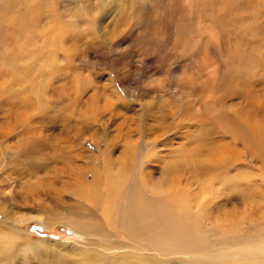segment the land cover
<instances>
[{"label":"rangeland","instance_id":"1","mask_svg":"<svg viewBox=\"0 0 264 264\" xmlns=\"http://www.w3.org/2000/svg\"><path fill=\"white\" fill-rule=\"evenodd\" d=\"M258 4L257 16L249 9ZM263 4L264 0H0V239L16 238L10 250L0 246V264H80L81 249L112 257L130 252L124 247L128 241L108 225L111 237L81 239L63 221H81L88 213L89 202L79 196L81 188L72 179L84 175L83 185L95 186L89 169L112 189L122 188L126 177L140 170L152 172L149 177L157 182L161 167L154 157L142 161L152 149L172 156L170 185L178 186L194 204V180L186 171L189 167L192 172V131L202 125L217 128L214 122L223 115L237 119L239 109L250 114L254 107L246 105L239 91L251 86L264 134ZM239 30L253 45L244 51L236 40L241 38ZM254 48L258 79L251 83L254 76H238L237 71L240 54L243 64L242 55ZM243 76L247 78L242 84L233 83ZM14 105L30 106L33 132L26 137L1 134L12 120L4 114ZM182 124L188 129L175 132ZM29 140L33 151L18 152ZM240 158L233 159L245 163L250 174L264 177V163ZM25 164L40 167L41 173L26 176L30 169ZM10 171L25 177L14 181ZM28 183L33 188L25 187ZM237 185L243 186L239 178ZM238 187H230V201L222 205L243 219L238 230L253 226V232L264 231L263 188L248 196L253 187L244 195ZM216 232L224 236L230 229L219 227ZM108 241L113 245L104 249ZM41 244V249H32ZM261 248L241 252L242 259L264 258Z\"/></svg>","mask_w":264,"mask_h":264},{"label":"bare ground","instance_id":"2","mask_svg":"<svg viewBox=\"0 0 264 264\" xmlns=\"http://www.w3.org/2000/svg\"><path fill=\"white\" fill-rule=\"evenodd\" d=\"M225 1L230 2V0ZM259 6L261 5H253L249 12L253 11V14L256 13L258 16ZM231 10L232 8L228 6V11ZM239 35L241 38H236V40L239 46H242L240 51L253 46L246 42L240 30ZM256 56L258 53L254 48L242 55L245 58L243 64L241 54L239 57L241 66L237 75L254 76L250 79L251 83L258 79L254 75ZM243 69H245L244 72ZM246 76L234 78L236 80L233 83L238 80V84H242L243 80L247 78ZM250 88L251 86H244L242 91H239V95L242 100L246 101V105H249V108L254 107L250 114L239 109L237 113L239 118L237 119L223 115L222 119H218L220 122H214L217 124V128L203 127L202 125L192 131L194 132L191 141L193 145L189 151L192 158V172L190 173L189 167H186V171L189 173L190 179L194 180V204L185 199L186 193L179 191L178 186L170 185L171 171L168 168L173 170L172 167H175L171 164L172 156L157 155L159 152L154 151L155 149H152V154L150 153L152 156L144 154L142 161L148 160V157H154V162H157L161 167V177L157 182H154L151 176L149 177V173L152 172L143 170L127 176L122 188L112 189L103 178L98 177L96 170L90 171L91 169L87 173L93 178L91 184L95 186L87 185L88 183L83 185L84 175L79 174L75 179H72L81 188L77 191L79 196L83 195L89 202V206L92 207L87 206L88 213L83 216L81 221H63L62 219L60 221L68 224L81 239L93 235L111 237L105 229V225H108L128 241L129 245L125 244L124 247L130 249V252L116 257L81 249L80 264H101L103 261L104 264H168L170 258L178 256L183 258L178 262L179 264H264V258L248 260L242 259L240 254L241 252L252 253L261 248L258 245H261V249L264 250V231L255 230L253 232V226L245 232L238 230L237 223L243 219L235 212L226 211V207L222 205L229 203L232 193L230 187H238V178L243 184V186H239L242 188L238 187L240 194L244 195V192L249 190L248 187L255 189L250 191L248 196L258 194V190L262 191V188L264 192V177L261 174L257 176L250 174V171L244 167L245 163H238L233 159L241 155V158L242 156L247 158L249 163L251 161H255L256 164L264 163V134L257 122L259 104L255 100L252 101L254 93ZM29 107L22 108L14 105L8 108V113L5 112L4 116H8L10 119L12 117V120H7L9 123L7 122L4 133L3 131L1 133L3 137L9 135L19 138V136L26 137L28 134H32L33 127L29 123V117H31ZM17 126L22 129L21 134L16 133ZM180 128L186 130L188 126L182 124L178 129L176 128L175 132L180 131ZM185 133L183 132V134ZM188 137V135L183 136L186 140ZM226 139L230 141V144L224 142ZM19 142V144L22 143L21 140ZM31 144L33 145L31 146ZM33 146L34 142L29 140L27 147L24 146L25 148L23 147L22 150L18 148V152L28 153L33 151ZM237 147L241 151H237ZM247 150L249 154L246 157L245 151ZM168 157L170 160H167ZM104 159L103 164L107 158ZM149 161L152 163V160ZM26 166L25 164L24 167ZM141 166L142 164L139 168L144 169ZM27 167L30 170L25 173L30 178H34L36 173H41L40 167ZM25 173L10 171L8 174L11 179L17 181L18 177H25ZM122 173L123 176L128 175L124 171ZM12 176L17 178H12ZM147 180L153 181L149 183ZM160 181L161 184L158 183ZM29 184H26L25 187H32ZM33 186L35 187V185ZM220 209V212H215ZM219 227L230 229V232L220 236L216 232ZM15 239L13 235L2 238L0 246L4 250H10L11 240ZM101 240L103 238H100ZM111 242H106L103 246L104 249L112 247L113 243ZM41 246L42 244L36 245L32 249L36 251L41 249Z\"/></svg>","mask_w":264,"mask_h":264}]
</instances>
